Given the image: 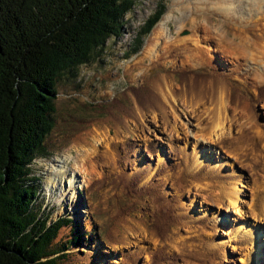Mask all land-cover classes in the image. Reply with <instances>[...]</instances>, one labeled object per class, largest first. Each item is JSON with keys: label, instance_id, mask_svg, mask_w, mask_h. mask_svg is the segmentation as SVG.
<instances>
[{"label": "rangeland", "instance_id": "rangeland-1", "mask_svg": "<svg viewBox=\"0 0 264 264\" xmlns=\"http://www.w3.org/2000/svg\"><path fill=\"white\" fill-rule=\"evenodd\" d=\"M160 1L165 9L132 53V37ZM212 1L134 0L120 35L73 78H60L46 154L30 164L39 179L37 216L70 219L53 241L67 245L56 253L59 264H264V2L248 12L254 7L246 0L249 14L239 21L237 2L229 5L234 16L221 10L228 3L213 8ZM188 15L209 25L194 31L202 63L191 69L177 55L144 59L159 24L167 37L192 34L180 24ZM244 26L248 40L260 42L251 58L227 42ZM163 77L177 96L165 114L148 100ZM191 78L228 91L221 135L211 128L214 100L180 96ZM62 170L74 195L56 200L58 187L47 182ZM234 185L244 215L227 209L223 191ZM238 225L255 238L234 235ZM76 235L79 244L71 243Z\"/></svg>", "mask_w": 264, "mask_h": 264}, {"label": "trees", "instance_id": "trees-1", "mask_svg": "<svg viewBox=\"0 0 264 264\" xmlns=\"http://www.w3.org/2000/svg\"><path fill=\"white\" fill-rule=\"evenodd\" d=\"M133 3L0 0V264H59L56 253L67 245L54 248L53 241L70 219L37 216L31 160L46 154L60 78H73L99 57L106 40L122 32ZM164 9L160 1L138 26L132 53Z\"/></svg>", "mask_w": 264, "mask_h": 264}, {"label": "bare ground", "instance_id": "bare-ground-1", "mask_svg": "<svg viewBox=\"0 0 264 264\" xmlns=\"http://www.w3.org/2000/svg\"><path fill=\"white\" fill-rule=\"evenodd\" d=\"M249 1L253 2L254 4L252 3V7L256 6V8H258V6H259L258 3L264 2V0H249ZM249 1H246V0H213L212 3H213V8H217V7L219 8V6H221L222 4L224 5V4L228 3V5L227 6L225 5V7H222L221 10L223 9V11L225 13H228V14L230 13V15L233 14L235 16V13L233 10L230 12V9H232V8H230L229 5L237 2L238 10L237 11L235 10V11L238 14L239 21H242L245 19V16H243V14H245V13L249 14L247 12L242 11L245 9V7L249 3ZM204 2H205V0H204ZM248 6H251V4H249ZM184 8H185V6H184ZM250 10H255V7L254 8L248 7V12H250ZM188 16H189L188 17L189 19L186 18L188 21L181 20L180 24L183 25L184 22L185 23L188 22L191 26L192 34H190L186 37H177L176 35H174L173 37H167L166 30L163 27H161L159 24V27L154 29L153 34H152L153 36L151 37L149 44L146 47L147 49L144 51L145 52L144 59H147V60H148V58L153 59V60L155 59L154 62H157L161 58L163 59L166 55H171V56L177 55L180 58H183L185 60L186 65L188 64V66L191 69L196 68L198 63L201 64L203 60L199 54V53H201V52H199L200 49H197V44H196L197 38L195 37L196 34H194V31L201 26L203 29L209 30V25L206 26L207 24L201 23V21L198 22L195 19L194 15H193V17H191V15H188ZM167 17H168V15L164 16V18H167ZM250 22H252V21H250ZM199 24H201V25H199ZM213 25H214L215 30H216V33H215V36L217 38L216 40H219V38L220 39L224 38L225 35L222 31H220V26H215V24H213ZM254 25H255V23H254ZM245 26H247V25H245ZM245 26L242 28L234 29L233 33L229 36L227 42L232 46L233 49H235V51L239 55H242V57H250L251 58L254 55V50L256 51V49H257L256 48L257 43H254V41L248 40V37L246 35V27ZM159 39H160V41H162L161 43H159ZM207 40H209V39H207ZM224 40H221V41H224ZM159 45H161V47L164 49L159 48L158 47ZM158 50H160V51L157 53ZM164 79L165 78L163 77L162 83H157V82L154 83L152 89H153V91H155V96L152 94H148L150 97L148 100H149L150 104H153V106H156L161 112L163 111V113L165 114V112H167V111L164 112V110L166 108H170L172 110V106L177 101V98H176L177 96L175 97V95L173 93L174 91H173V87L171 85V82L169 80H164ZM201 80L203 81V83L204 82L208 83V81H209L206 79L204 80V78H201ZM203 83L199 82V81H195L192 78L188 79L186 89L183 87L184 89L181 91L182 93L180 96L186 97L188 95L190 99H194L195 97H204V98H208L210 100L215 101L214 102L215 104H213V106H215V109H214L215 118L213 117V121H211V123H212L211 128L213 129L214 132H216V135L218 136V135H221V133L223 132V128H224L225 122H223V118L221 119V112H222V109L224 107L223 106L224 105V99L227 96L226 94H228L227 93L228 91L226 89H224L223 87L222 88L224 90L222 89L221 91H216L217 88H215L214 86H213V88L206 87V84H203ZM209 86H211V85H209ZM211 109H212L211 111H213V107ZM224 112H225V110H224ZM213 140H215V138H213ZM64 172L65 171L62 170L57 174L55 173V176L50 181L48 180V182H47V185L50 182V184L53 185L54 187L55 186L58 187L59 194L55 196L56 200L57 199L60 200L61 198L66 197L67 195H69V197L74 195V191H73L74 188L72 187L73 181L71 179H69L67 181V184L65 183L66 185H62V183H61L62 179L64 177L63 176ZM49 195H51V197H52L53 194L49 193ZM223 197L226 199L227 209H231L232 211H235L237 213H241L243 215L245 214V210L244 211L241 210V208L243 207L242 206L243 201L241 200L240 189L237 187V185L232 186L231 188H229V190H224L223 191ZM251 205H253V204H251ZM249 207H250L249 210L254 211V209H255L254 207H251V206H249ZM262 208L264 210V203L262 205ZM255 218L257 219V217H255ZM242 227L238 225L233 232L234 235H240V236L247 235V236H250V239L255 238L254 236H256V235H254L253 229H250L248 227L247 228H242ZM236 238H238V237L237 236L233 237L234 240H236ZM255 249L256 248L254 247L253 248L254 254L252 251V254L254 256L253 255L251 256V254H249V257L251 259H254L258 255V252L255 251ZM249 257H248V259H249ZM246 264H250V263L247 261ZM251 264H261V263L253 262Z\"/></svg>", "mask_w": 264, "mask_h": 264}]
</instances>
